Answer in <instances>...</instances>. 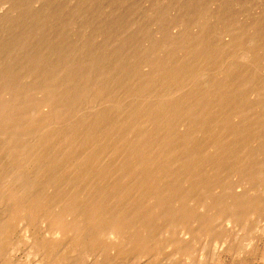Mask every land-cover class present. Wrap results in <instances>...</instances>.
<instances>
[{"label": "bare ground", "instance_id": "bare-ground-1", "mask_svg": "<svg viewBox=\"0 0 264 264\" xmlns=\"http://www.w3.org/2000/svg\"><path fill=\"white\" fill-rule=\"evenodd\" d=\"M36 1L39 5L37 8L33 5ZM0 11L4 15L0 19V264H24L18 257L20 250L25 252L26 264H43V259L49 262L55 249L52 239L60 237L66 241L65 238L75 234L73 228H77L76 226L81 227L82 242L85 241L81 247L87 249L95 241L117 240L121 244L136 242L137 239L140 242L147 241L141 235L157 222H163L169 233L172 228L181 226L180 230L186 235L187 242L183 254H186L188 264H193L189 258L194 255V245L200 236L213 234L217 215L224 217L217 219L220 223L221 220L232 223L244 213L242 208H254L250 212L254 215L259 205L264 206V200L250 196L249 189L245 192L246 185L264 178L262 170L241 172L235 159L238 155L252 150L258 142L264 143V114L251 116L256 119L254 122L246 119L250 116H247L243 102L246 92L253 86L251 79L245 77L241 80L246 70L243 69L242 74L238 72L241 69L235 67V61L230 62L235 69L227 66L226 74L223 73L224 66L221 68L220 62L218 69L221 68L223 72L221 74L217 70V73L225 75H215V80L210 79L214 78L213 74L212 77L207 76L210 82L205 87L195 84L197 87L191 93H196L184 98L183 102L180 100L183 98L179 97L180 104L172 98L180 92H186L184 87L188 86L180 87L184 91L177 90L175 95L173 86V93L167 92L168 87H165V94L160 86V91H156L155 82L165 77L164 86L168 82H177L181 86L178 82L188 83L193 74L190 78H185L190 72L195 73L196 67L195 72H188L179 67L180 63L162 68L159 63L158 68L153 69L145 79L134 74L130 76L129 73L118 76L116 79L121 78L118 82L121 85L133 84L132 88L137 85L136 91L139 93L135 97H138L139 103L136 98V102L133 98L129 100L140 105H132L135 106L133 109L131 103L127 104L129 107L125 104L120 107L112 104L111 107L115 108L108 112V117L94 120L81 135L74 132L72 136L68 134L59 142L51 144L49 140L52 137L43 138V0H0ZM251 38L254 40L255 37ZM234 40L236 41L231 37V42ZM248 46L243 48L245 50L248 47L246 52L250 48L246 54L244 51L239 53L241 58L237 54L233 56H239L240 61H243V54L244 62H250V69H255L252 63L257 52L254 53L252 44ZM240 48H236L237 51ZM207 49L204 48L203 51ZM204 57L206 55L202 58L205 59ZM237 58L236 61L239 59ZM218 62L213 63L216 65ZM225 64L228 65L229 62ZM210 67L208 70L212 72ZM86 76L88 75L84 77L83 87L86 86ZM197 78L204 81L203 77ZM107 79L108 77L105 78ZM94 80L93 85L96 82ZM98 80L100 79L97 82ZM192 81L196 83L194 79ZM199 82L200 80L198 85L202 83ZM179 85L178 88L176 86L177 89ZM161 87L164 88L162 85ZM106 89L107 87L93 89L96 97L90 108L97 110L98 106L104 104L99 96H103ZM251 92L253 94L256 90ZM170 94L169 101H165ZM155 97L160 99L157 101ZM53 99L47 97L46 101ZM139 99L143 101L140 103ZM151 99L156 102L149 103ZM123 107L127 113L122 110L124 115H118ZM201 108L203 113L195 112ZM237 118L241 120L237 121ZM60 119H54L50 124L59 126L63 123L61 117ZM76 141L80 142V151L76 150L78 147L71 148ZM82 143H86L84 147ZM258 149L264 150V145H259ZM222 161H227L233 171L227 170V167L220 172L218 165ZM43 172L46 175L44 181ZM232 177L234 180L237 177L239 179L235 183ZM196 184H201L202 187L201 191L198 189V193L195 191ZM186 185L188 193H195L184 198L186 190L183 191V188ZM236 188H241L242 191L236 193ZM228 198L235 200L228 204L230 206L226 204ZM121 204L124 205L123 210L120 208ZM173 217L177 221L171 220ZM120 233L127 235L123 238ZM128 233L132 235L129 236ZM174 242L176 243L175 240ZM251 242L246 239L243 246L241 245L242 250L239 249L237 254L244 253V248L247 253L246 248ZM222 244L224 245V241ZM200 254L198 257L204 262L208 255ZM200 259L198 258V262Z\"/></svg>", "mask_w": 264, "mask_h": 264}, {"label": "rangeland", "instance_id": "rangeland-1", "mask_svg": "<svg viewBox=\"0 0 264 264\" xmlns=\"http://www.w3.org/2000/svg\"><path fill=\"white\" fill-rule=\"evenodd\" d=\"M33 5L37 8V6H39L38 1L33 3ZM3 16V13L0 11V19L3 18ZM231 37L235 38L236 41L234 40V42H231ZM251 37H255L254 40ZM248 40L250 41L249 43ZM253 41L257 43L254 45ZM251 44L254 48V53L257 52L256 55L258 56L255 55L253 58L255 63L253 61V63L251 62L255 69H250L252 68L250 67V62H244L243 54V61H240L241 56L239 55V53L241 54L243 51L245 52L244 54H246L251 48V46L248 45ZM244 45L250 47L247 52L246 50L248 47L244 50L243 48L246 47ZM90 47L91 50H93L92 55L94 56L90 54ZM239 47L242 48V51L241 48L237 51L236 48ZM204 48L208 49L203 51ZM206 51H210V54H208V52L206 53ZM211 54H215V56L212 57ZM230 54L231 56L234 54L239 55L240 58L237 56L239 59L236 55L233 56V58L236 57L238 59V62L236 58L232 60L233 58H231ZM204 55H206V57H204L205 59L202 58ZM207 55L208 57H212V59L214 58V61L210 57L208 58ZM229 56L230 58L228 59ZM215 57H217V60H215ZM206 58L212 61V63L208 59V61H206ZM201 59L205 60L204 62L206 63H203ZM215 61L219 62L215 65ZM231 61L232 63L235 61V67L241 69L238 71L241 72V74L244 72L243 69L246 70L245 74H242L244 77L241 78V80L245 77H247L248 80L251 79V86H253V88L251 87L252 90L250 89L249 92H246V102H243L246 109L245 112L247 111V116H250L246 117V119L250 121L252 119L251 116L260 113L264 114V0H43V138L45 136H50L52 138L49 142L55 144L68 134L72 136L75 132L81 135L82 132L88 130L89 124H92L94 120L108 117V112L115 108L111 107L112 104L119 107L124 104L129 105V103H131V106L136 104L140 105L138 104V97H135L139 93V91H136L138 89L137 85L136 87L133 86L134 89L132 88L133 84L131 86L125 83L121 85L118 83L121 78L116 79L118 76H126V74L129 73L130 76L134 74L135 76H140L138 77L140 79H145L152 73L153 69L156 70L158 68L159 63H161L160 68L167 65L174 66L180 63V68L188 70V72L189 70L192 72L196 71L195 73L190 72V74H188L189 76L185 78L186 80L190 78L191 74L194 75H192L191 80L188 79L190 80L188 83L184 84L183 81H179L178 83L181 84L180 86L177 82H175L176 85L173 82H171V84L168 82L167 86H164L166 79L162 77L164 80L162 78L158 80H162L161 82L163 83L157 80L155 84H157V92L160 91V89L164 90L165 87H168V91L164 90L163 92H174V95L175 92L177 93V90L178 92L183 90L180 87L183 88L185 85L189 87L191 85L189 88L184 87L186 92H183V90V94H181V92L178 93L179 95L181 94V96L178 94L175 95L176 97L178 96V98L172 94V97L174 96V98H172L173 100L179 101V97H182L183 99L180 100L183 102L184 98H187V96L190 97L193 93H196H191L192 90L196 89L194 87L200 85H204L205 87V85L210 82L208 77L214 75V78L210 79L215 80V75H220L219 73L222 74L223 70V73H225L227 66L234 67V64L230 63ZM91 62L93 63L91 64ZM208 62L209 65L207 64ZM224 62H229V64L227 65ZM239 62L244 64H239ZM205 64L208 66L207 68ZM210 64L212 67H210ZM213 65H215L214 67L217 69H215ZM219 65L221 68L224 66L223 70L221 68L218 69ZM242 65L244 67H238ZM194 67L197 69L200 67L202 69L195 70ZM209 67L212 72L208 70ZM235 67L233 69H235ZM212 68L215 70H212ZM200 70L202 73L204 72L203 74H205V72L206 74L203 75ZM207 70L209 71V75L211 74L210 76L207 75ZM217 70H219V73H217ZM251 70L254 71L253 74ZM248 71L251 74H249ZM98 72H100V74ZM197 72H199V74L201 73V76H198L199 74ZM246 72H248L247 75ZM225 74L220 76H224ZM80 75H83L81 76L83 81ZM85 75H88V77L86 76V88L83 87ZM196 75L199 78L203 77L204 84L201 80L202 78L198 79ZM107 77L108 79L105 80ZM195 77L202 83L199 82L200 84L198 85V81H196ZM218 77L216 79H218ZM88 79L90 82L87 81ZM94 79H96L94 85L97 87L93 85ZM97 79L101 80H98L101 85H99L100 83L97 82ZM103 79L105 81H103ZM115 79L117 81L112 84V81H115ZM193 79L196 83L192 81ZM206 79L208 80L205 81ZM191 81L192 84H190ZM193 83L194 86H192ZM160 84L164 88H162ZM168 84L170 86H168ZM195 84L197 86H195ZM178 85L179 89H177ZM159 86L160 89L158 90ZM171 86H173L174 91ZM104 87H107V89L103 96H99V100L101 101L102 99L106 106L102 104L103 107L100 105L97 107V110L90 108V105H92L91 103L94 102L96 97L93 93V89H102ZM86 90H89L88 93ZM254 90H256V92L252 94L251 91ZM90 91L92 92L90 93ZM190 93L191 95H189ZM84 94H87V96ZM84 96L87 97H85L86 100ZM47 97L54 99L52 101H46ZM168 97L169 95L167 98ZM132 98L133 101H135L136 98L138 103L129 100ZM156 98L157 97L154 99ZM170 98L171 94L165 101H169ZM159 99L160 98H157V101ZM139 101L141 103L143 100L139 99ZM171 101L172 100H170V102ZM155 102L151 99L149 103L153 104ZM180 103L181 101H179L178 104ZM49 104L50 107L48 106ZM127 106H125L126 109ZM132 107L134 109L135 106ZM125 108H120L121 111L117 114L124 115L122 114V110L126 112ZM129 110L132 111L130 108ZM203 111L204 110L201 108V110H196L195 112L203 113ZM47 115H49L48 118H45ZM50 117L53 119H50ZM60 117L63 120V123L60 125L63 126L50 124V121L54 119L60 121ZM238 119L239 118H237V121L241 120ZM255 120L256 119H252L250 122H254ZM85 144L86 143H82V147H84ZM259 145H264V143L260 144L258 142L252 150L243 155H238V157L235 158L237 159V164L241 172L262 170V177H264V150H259ZM71 148H77L76 150L80 151V142L76 141V144ZM239 151L240 150H238V152ZM44 160L45 158H43V162ZM222 162L221 165H218V170L220 172L227 167V170L233 171L227 161ZM205 176H207V174ZM45 177L46 175L43 177V181ZM238 179L237 177L233 180L236 183ZM200 185L201 184L195 185V187H197L195 188L197 189L195 190L197 193L198 189H202ZM248 186L246 185L247 190L245 192L249 189L248 192L251 193L250 196H256L264 200V178H259L255 182L252 181ZM187 188V185L183 188V191L186 190L185 194H183L184 198L188 197L189 194L194 195L193 193H195V191L188 193ZM235 191L239 193L242 190L241 188H236ZM200 197H202V194ZM232 199L233 198L227 199L229 200L226 202L227 206H230L228 204H232L235 201ZM122 205L123 204H121L120 208L123 210L124 207H122ZM261 206L262 205L258 206L256 214L254 215L250 213L254 208H242L244 213L237 217L236 221L232 223L225 222V220H221L220 223V220L217 219H220L221 216L219 217L217 215L213 224V234L199 237V240L194 245V255L189 258L190 261H192L193 264H264V206ZM221 219H224V217ZM171 220L177 221L174 217L171 218ZM216 220L219 223H217ZM220 226L221 228H218ZM76 227L77 228H73L75 234H71L72 236L70 235L67 239L65 238L66 241H63L60 237H54V239H52L54 242L53 246L55 247L52 252V258H50L51 260L49 262L43 259V264H188V258L185 256L186 254H183V252L185 253L184 250H186L184 248L187 245L185 240L186 235L180 230L181 226L172 228V232L169 233L166 228H164L163 222H157L153 223L151 228L147 229L144 235H141L145 237L147 241L140 242V239H137L136 242H126L124 244L119 243L117 240H106L103 242L95 241L90 245V248L87 249L81 247L84 246L83 244H85V241H83L84 243L82 242L83 236L80 231L81 227ZM120 235L125 238L127 233H120ZM128 235L131 236L132 234L128 233ZM245 238L250 239L253 243L251 242L252 246L250 245L246 248L247 253H245V248L243 249L244 253H241V256V254H237L239 253L237 251L242 250V246L246 241ZM222 240L224 241V245L222 244ZM22 250L24 251V249ZM204 251H207V253ZM198 253L208 255V257L206 256L207 259H205L207 261L203 260L204 262H202L200 256L198 257ZM209 256L213 258H209ZM18 257L26 264V262H24L26 261L25 252L22 253L20 250V253L18 252ZM198 258L200 262H198ZM211 259L212 261H210Z\"/></svg>", "mask_w": 264, "mask_h": 264}]
</instances>
